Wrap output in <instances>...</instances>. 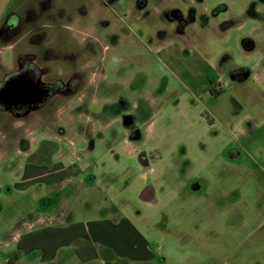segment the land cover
<instances>
[{
  "label": "rangeland",
  "instance_id": "obj_1",
  "mask_svg": "<svg viewBox=\"0 0 264 264\" xmlns=\"http://www.w3.org/2000/svg\"><path fill=\"white\" fill-rule=\"evenodd\" d=\"M138 1L10 4L4 20L13 23L0 32V83L33 62L41 81L60 88L26 113L0 109V238L32 195L14 184L27 159L18 149L49 140L53 150L77 147L74 156L106 170L108 186L88 209L98 211L95 197L111 205L119 195L116 204L132 211L144 233L159 234L156 262L264 264V163L231 154L237 142L199 98L211 79L246 66L254 73L234 82L240 87L224 82L219 105L228 109L233 98L237 111L264 116L257 100L264 96V0H148L142 8ZM176 4L195 19L182 34L162 13ZM142 150L147 165L139 161ZM193 180L202 182L199 191L188 186ZM148 184L151 210L142 193ZM82 205L72 202L76 213Z\"/></svg>",
  "mask_w": 264,
  "mask_h": 264
},
{
  "label": "crops",
  "instance_id": "obj_2",
  "mask_svg": "<svg viewBox=\"0 0 264 264\" xmlns=\"http://www.w3.org/2000/svg\"><path fill=\"white\" fill-rule=\"evenodd\" d=\"M12 1L0 0V25ZM260 72L257 71V75L260 76ZM253 73L250 70L249 75ZM219 79L214 80L215 86L222 88V92L213 95L209 81L199 97L203 107L206 112L212 110V122L216 120L214 114L220 117L217 123L237 142L239 151L231 154H250L253 161L264 163V116L261 113V116L248 117L247 112L237 111L233 98L228 109L226 105H219L227 93L226 83L230 81L234 87L241 85V82L234 83L239 79L229 75H220ZM259 99L263 104L264 96L258 95ZM241 137L246 140L244 144L237 139ZM39 141L33 142L32 147L28 144L26 149H18L25 150L27 159L21 166L22 176L17 177L14 184L23 193L32 191V195L29 208L7 222L0 238V253L5 251L1 264H162L156 262L157 252L153 244V238L159 234L144 233L131 215L132 211L128 213L127 206L116 204L119 195L110 198L111 205H104L107 196L95 197L99 200L98 211L88 209L89 206L93 208V194L103 193L104 187L108 186L106 170L93 166L84 156H74L72 153L77 147L66 144L53 150L54 143L44 140L48 144L40 148L37 146ZM45 148L53 152L52 158L48 159L51 153L44 157ZM108 171L112 172V169ZM109 185L111 188V183ZM2 188L0 185V192ZM147 198V210H151L152 199ZM80 201L83 204L81 209L85 210L76 213L72 202L80 204ZM3 209L0 200V214Z\"/></svg>",
  "mask_w": 264,
  "mask_h": 264
},
{
  "label": "flooded vegetation",
  "instance_id": "obj_3",
  "mask_svg": "<svg viewBox=\"0 0 264 264\" xmlns=\"http://www.w3.org/2000/svg\"><path fill=\"white\" fill-rule=\"evenodd\" d=\"M148 3V0H139L136 4L139 7H145ZM181 4H176L174 6L168 7L167 10H163V14L165 17H169L172 21H176V28L177 33L176 34H182L185 31L186 26L190 22H194L195 19L192 21L189 20L188 17L185 16V13L180 7ZM194 9V8H193ZM195 10V9H194ZM255 47L254 41H248L247 42V49L252 50ZM235 73H229L228 75L235 78V79H243L250 74L249 67L242 66L235 69ZM249 72L247 76L244 74L246 72ZM40 67H38L33 62H26L25 65L22 66L21 69L15 71L10 76H7L2 80L0 83V105H5L6 107H2L4 109H9L12 112L16 113H26L32 108L41 105L43 102H45L50 95L52 94V91L55 89L60 88L59 84H47L40 80ZM19 82L20 85L24 86L23 88L28 91V88H31V92H29L27 95H25L21 100L14 101L13 95L9 92H11L10 85L14 82ZM8 91V92H7ZM191 190L199 191L202 188V182L200 180H193L191 184L188 185ZM197 188V189H196ZM144 197L153 198L154 197V189L151 184H148L145 186V188L142 191ZM218 202V200H216Z\"/></svg>",
  "mask_w": 264,
  "mask_h": 264
},
{
  "label": "water",
  "instance_id": "obj_4",
  "mask_svg": "<svg viewBox=\"0 0 264 264\" xmlns=\"http://www.w3.org/2000/svg\"><path fill=\"white\" fill-rule=\"evenodd\" d=\"M249 74V72L247 71L244 75L247 76ZM19 82H14L10 85L11 87V93L13 95V100L14 101H18L21 100L25 95H27L29 92H31V88H28V91H26L25 88L19 90L18 87L20 86H16L18 85ZM8 92V91H7ZM124 122L126 124H131L133 122V117L132 116H126L124 118ZM139 161L143 164V165H147L149 164V158L147 156V151L146 150H142L139 155H138Z\"/></svg>",
  "mask_w": 264,
  "mask_h": 264
},
{
  "label": "trees",
  "instance_id": "obj_5",
  "mask_svg": "<svg viewBox=\"0 0 264 264\" xmlns=\"http://www.w3.org/2000/svg\"><path fill=\"white\" fill-rule=\"evenodd\" d=\"M11 17H8L7 19L5 18L4 22L0 25V32L2 31V28H9L11 23H13L11 20ZM211 87L210 91L213 95H219L222 92V88H218L215 86V81L213 79L210 80ZM2 107H6L5 105H0V109Z\"/></svg>",
  "mask_w": 264,
  "mask_h": 264
}]
</instances>
